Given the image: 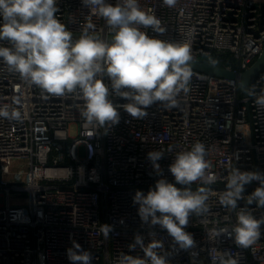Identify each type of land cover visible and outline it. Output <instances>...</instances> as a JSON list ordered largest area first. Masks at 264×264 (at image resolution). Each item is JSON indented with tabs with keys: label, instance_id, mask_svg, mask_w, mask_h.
I'll use <instances>...</instances> for the list:
<instances>
[{
	"label": "built area",
	"instance_id": "2783aa9c",
	"mask_svg": "<svg viewBox=\"0 0 264 264\" xmlns=\"http://www.w3.org/2000/svg\"><path fill=\"white\" fill-rule=\"evenodd\" d=\"M115 5L117 0H106ZM143 11L161 21L163 33L144 29L150 36L187 43L192 61L209 59L237 75L249 70L264 52V0H139ZM57 19L79 37L84 30L111 36L103 18L82 0H57ZM91 26V28H89ZM0 46H9L0 41ZM192 71L188 91L178 107H149L141 119L122 108L119 123L92 126L81 116L83 100L69 94L48 97L29 86L0 61V105L21 112V120L0 118V264H73L67 250L78 243L92 254V264H117L121 253L140 255L128 245L140 234L147 244L151 231L162 240L170 264H213L220 251L239 255V264H264V224L249 249L236 245L230 230L235 212L250 210L264 218V207L247 204L258 181L244 186L245 199L231 210L219 203L232 169L264 173V111L255 104L264 92V72L244 96L239 80ZM106 83H110L105 78ZM255 93V95L253 94ZM114 104L128 101L110 96ZM18 101V103H17ZM72 126H77L75 137ZM202 142L215 182L191 185L209 189L208 211L193 215L185 231L193 248L180 249L165 229L149 226L133 203L137 190L145 195L163 178L176 187L169 170L175 155ZM162 151L157 173L148 153ZM19 163L27 170L15 168ZM159 215V213L157 214ZM103 225L111 226L107 239Z\"/></svg>",
	"mask_w": 264,
	"mask_h": 264
},
{
	"label": "clouds",
	"instance_id": "9594fccd",
	"mask_svg": "<svg viewBox=\"0 0 264 264\" xmlns=\"http://www.w3.org/2000/svg\"><path fill=\"white\" fill-rule=\"evenodd\" d=\"M57 0H0V61L16 73L29 86H36L48 97L62 98L69 94L83 100L81 116L92 126H113L119 123L122 108L132 118L141 119L147 109L158 103L168 108L178 107L181 92L188 91L192 78L190 46L150 36L144 29L163 33L161 21L154 14L143 11L139 0H117L115 5L106 0H82L84 6L103 18L111 29L108 39L94 31L84 30L74 37L56 16ZM177 0H163L174 6ZM91 28V26H89ZM105 78L110 83L105 82ZM255 95V93L253 92ZM127 100L114 104L110 96ZM18 103V101H17ZM255 104L264 111V92L256 95ZM0 118L21 120V112L0 105ZM162 151L148 153L154 170L163 158ZM202 142H196L190 150L175 155L169 170L178 188L166 179H159L145 195L137 190L133 203L139 205L138 215L142 222L165 229L180 249L194 247L191 233L185 231L190 216L208 211L209 189L191 185L215 182L208 170L211 163ZM258 181L259 187L247 197V204L254 201L264 207V173L258 171L231 170L226 177V188L219 196V203L231 210L237 209V201L245 199L244 186ZM159 213V215H157ZM264 218L257 219L250 210L241 208L235 212V222L230 230L238 247L252 248L261 236ZM111 226L103 225L105 239ZM150 241L135 235L129 251L137 247L143 255L121 253L117 264H170L162 240L148 233ZM73 264H92V254L78 243L67 250ZM213 264H239V255L229 251L219 253Z\"/></svg>",
	"mask_w": 264,
	"mask_h": 264
},
{
	"label": "water",
	"instance_id": "95a60500",
	"mask_svg": "<svg viewBox=\"0 0 264 264\" xmlns=\"http://www.w3.org/2000/svg\"><path fill=\"white\" fill-rule=\"evenodd\" d=\"M110 38V36L108 37ZM190 67L193 70L200 71L218 78L239 80L244 96L248 95L249 86L255 78L264 72V52L255 62V64L241 75H237L230 70L220 68L212 63L209 59L201 58L190 62Z\"/></svg>",
	"mask_w": 264,
	"mask_h": 264
},
{
	"label": "rangeland",
	"instance_id": "374dc122",
	"mask_svg": "<svg viewBox=\"0 0 264 264\" xmlns=\"http://www.w3.org/2000/svg\"><path fill=\"white\" fill-rule=\"evenodd\" d=\"M70 131H71V135H72L73 137H75V136L77 135V132H78V128H77V126H72V128H71ZM21 169H23V170H27L28 167H27V165H25L24 163H19V164L17 165V167L15 168V170L18 171V170H21Z\"/></svg>",
	"mask_w": 264,
	"mask_h": 264
}]
</instances>
